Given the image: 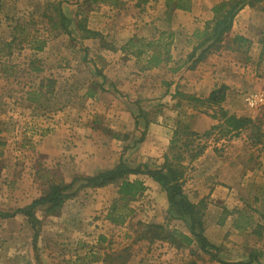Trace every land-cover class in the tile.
Listing matches in <instances>:
<instances>
[{"label":"rangeland","instance_id":"rangeland-1","mask_svg":"<svg viewBox=\"0 0 264 264\" xmlns=\"http://www.w3.org/2000/svg\"><path fill=\"white\" fill-rule=\"evenodd\" d=\"M61 1L69 36L47 19L50 6L60 0H0V213L26 207L50 184L94 176L120 161L135 167L146 157L145 164L152 167L159 165L158 152L162 163L165 155L178 153L187 160L188 150L202 144L215 146L222 154L237 145L248 181L241 196L240 222L250 216L252 223L246 230L226 235L217 257L224 263H247L250 252L259 250L264 256V227L256 223L264 211V206H257L264 201V114L249 110L243 102L246 93L264 91V0H245L252 12L245 17L243 31L235 32H244L240 36L248 40L234 52L242 56V79L252 80L245 87L253 88L232 92L230 108L236 117L252 119L253 127L235 137L215 132L208 140L186 136L182 127L187 123L191 130L193 117L203 114L199 111L219 116L218 110L198 107L173 86L167 90L177 79L175 74L191 67L182 56L183 43L172 54V41L171 60L160 65L164 69L141 70L143 59L125 46L130 40L125 30L131 25L122 23L121 16L133 14L123 5H114L120 9L112 14L108 1ZM89 27L98 29L97 37L86 33ZM160 33L145 40L158 39ZM234 35L239 34L226 36L223 49L231 46ZM35 41L45 43L41 51L34 49ZM178 65L180 70L172 72ZM171 113L176 114L174 120L168 119ZM176 129L179 134L174 136ZM172 140L176 143L170 149ZM116 197L114 185L84 188L55 216L36 210L40 223L35 249L33 230L23 215L0 218V264H187L191 259L212 263L201 252L191 256L187 249L167 251L157 242L140 239L144 225L150 223L186 231L185 223L171 219L162 208L160 193L132 202V214L121 227L105 219ZM235 204L231 199L227 207ZM262 258L259 264H264Z\"/></svg>","mask_w":264,"mask_h":264},{"label":"trees","instance_id":"trees-1","mask_svg":"<svg viewBox=\"0 0 264 264\" xmlns=\"http://www.w3.org/2000/svg\"><path fill=\"white\" fill-rule=\"evenodd\" d=\"M61 2L60 0L59 3L50 6L52 14H50L47 19L53 28L59 29L60 32L69 36V19L63 13ZM244 6H246L245 0H228L212 8V20L205 23L203 29L196 30L193 34L195 43L192 51L186 57L187 62L190 61L191 63L190 68L196 67L197 64L206 60L209 55L219 52L224 48L225 38L231 32L233 20ZM175 8L188 11L190 9V0H176ZM56 18L57 21H55ZM86 33L91 37L98 36V33L94 31L88 30ZM172 41L173 35L171 33L161 32L158 39L148 41L131 38L125 46L129 47L131 51L136 50L138 58H141V60L143 59L141 61V70H150L162 64H167L171 60L169 51L172 46ZM35 42L38 43V45H36L34 49L41 51L45 43ZM247 42L248 40L246 38L240 35H234L231 39V46L229 45L227 49L239 51ZM136 43H138L137 45L139 46H137ZM181 67L182 65H178L171 71L176 72L180 70ZM97 74L99 75V73ZM226 90V87L222 86L218 90L210 93L206 99L186 95L188 101L199 103L198 107L201 105L205 107L209 106V109L216 108L219 116L209 115L206 111H199L217 120L218 123L203 134L193 132L190 130L189 125L185 123L181 132L196 140H208L215 132L221 133L222 135L224 134V136L231 135V137H235L245 129L252 128L254 123L252 119L230 115L221 107V104L225 100ZM189 118H191V116ZM178 134L179 132L177 129L173 131L174 136ZM142 141L143 137L139 139L138 143ZM258 141L257 139L256 142ZM170 143L172 145L170 149H173V144L176 143V141L172 140ZM189 146L190 144H183L184 148H188ZM206 146V144H202L195 149L188 150L190 154L187 156V160L191 162L198 158ZM185 160L183 155L178 153L172 155V157L165 155L162 163L152 167L148 164H139L135 167H131L123 161H120L114 168L94 176L82 179L76 178L68 184H50L48 189L41 194L39 198L31 201L29 205L12 213H0V218H12L18 213L23 215L33 230L32 247L35 249V241L38 237L37 227L40 223V220L37 219L35 215L36 210L42 208L46 216H55L61 211L66 201L72 199L76 195L77 191L84 188L97 189L114 185L117 187V197L112 200L111 205L107 209L105 219L113 226H123L132 214L130 204L141 197L146 190L144 182L141 179H130V177L146 176L155 182L162 192L165 193L168 203L167 215L173 220L185 223L186 231L184 232L177 228H171L169 225L150 223L144 225L145 231L140 239L147 240L149 244H153L154 242L167 243L176 250L187 249L191 256L195 255L196 251H198L209 256L212 261L226 264L217 257L219 248L210 244L204 236V216L207 204L203 200L197 203L191 202L184 192L183 188L188 169L185 165ZM78 182H82L80 183L81 185H77ZM242 217L243 214L234 222V229L237 231L251 226L252 222L251 219L249 220L250 217H248L243 224L239 222ZM257 227L261 228L259 226ZM254 230L255 229H253V232H256ZM248 256L249 261L246 264H252L253 262H258L261 254L254 252L250 253ZM187 264L198 263L195 259H191Z\"/></svg>","mask_w":264,"mask_h":264},{"label":"crops","instance_id":"crops-1","mask_svg":"<svg viewBox=\"0 0 264 264\" xmlns=\"http://www.w3.org/2000/svg\"><path fill=\"white\" fill-rule=\"evenodd\" d=\"M106 1H108V4L106 5L110 6L107 9H110L112 14L118 13L120 9V7H116L114 5H123L125 9H127L126 12L133 14L121 16L123 17V20H125L122 21V23L127 22L131 25L130 30H125L129 39L137 36L140 39L144 38L145 40L146 38H152L156 32L171 33L173 35L172 54L175 49L183 43V48H185V50L182 56L187 57L194 46V32L196 30L203 29L204 24L212 20V8L214 6L228 0H190V9L188 11L176 9V0H104V2ZM250 11L252 12L250 7L244 6L237 13L233 20L230 32L231 34H244V32H235L238 30L243 31L242 26L245 25V17L250 13ZM114 17L115 16H113L112 20ZM89 30L94 32L98 31V29L94 27H89ZM188 46H190V48H188ZM240 56L241 55L239 53L234 51L232 52L227 49H222L217 52V54L208 56V58L200 63V65L198 64L196 68L189 69L187 67L178 72V74H175L178 77L177 79H174V82L167 85V90L173 86L174 90L177 92H181L183 90L182 92L186 95L206 99L210 93L224 86L227 90L225 92V100L221 104V107L228 112V114L236 116V112L230 108L234 103L231 101L232 92L242 88H244L243 90L253 88L249 86L245 87L247 84L251 85L252 80H249L250 77L242 79L241 70L243 69L241 68V64L243 63H240L242 61V56ZM243 59L245 60L244 57ZM161 68L163 67L159 66L157 69L155 68L147 72H159ZM253 92L254 91H250L249 93ZM143 104H146V102H143ZM175 117L176 114L171 113L168 119L174 120ZM214 125H216V121L211 117L204 114H197L191 121V130L195 133L203 134L210 130V128ZM216 147H218V145H216ZM215 149V146L207 145L198 158L191 162L186 160L185 165L188 169L183 189L191 202L197 203L203 200L207 204L204 236L210 244L220 248L226 235L230 234L233 236L234 233H239V231L241 232L247 229L245 227L244 229L237 231L234 229V222L238 219V217H240V215L243 214V198H241V196L242 193H244L243 188L247 186L248 181L246 172L245 174L243 172L244 168L241 164V162H243L242 157L238 154L239 146L235 145L233 148L231 147V149H229L230 151H225L223 154L221 152L217 153ZM140 151L142 153V150ZM157 155L158 161L156 163L160 164L161 160H159V152ZM140 160V162H142L140 164H145L146 157H141ZM190 175L194 178L190 179ZM138 177L144 182L146 187L145 192L139 198L142 199L144 196H147V194L158 195L160 193L162 208L167 210L168 203L166 195L162 192L160 187L149 177L137 176L136 178ZM231 199L236 201V204L234 207L229 209V207H227V202ZM261 205L264 206V201L257 206ZM261 215L263 217L259 218V222L256 220L253 221H256V223L263 228L264 222L262 221H264V211ZM17 218L19 219L21 216L16 214L14 217L10 218V220ZM25 222L28 225V222ZM29 228L30 232H32V228L30 226ZM32 237L33 234L31 235V245L33 243ZM157 243H159V248L164 247L167 251L172 250L176 252V249L170 247L167 243ZM257 253H260L259 250ZM262 257L264 256L259 258L258 264L263 262ZM237 261L226 262V264H246L244 262L240 263ZM206 262H212L208 264H220L216 261H210V258L207 259ZM99 263L103 264L102 262ZM254 263L255 262L252 264Z\"/></svg>","mask_w":264,"mask_h":264},{"label":"built area","instance_id":"built-area-1","mask_svg":"<svg viewBox=\"0 0 264 264\" xmlns=\"http://www.w3.org/2000/svg\"><path fill=\"white\" fill-rule=\"evenodd\" d=\"M243 102L249 110L264 114V91L246 93L243 96Z\"/></svg>","mask_w":264,"mask_h":264}]
</instances>
